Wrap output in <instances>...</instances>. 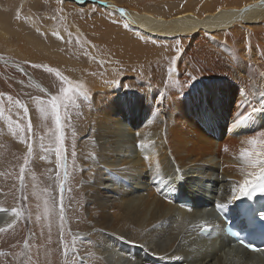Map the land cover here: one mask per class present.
<instances>
[{"label":"bare ground","instance_id":"obj_1","mask_svg":"<svg viewBox=\"0 0 264 264\" xmlns=\"http://www.w3.org/2000/svg\"><path fill=\"white\" fill-rule=\"evenodd\" d=\"M65 1L80 7L87 1L97 3L112 17L123 19L131 32L136 31L138 38L151 45L180 41L177 72L190 75L187 83L179 76L180 86L174 92L148 78L138 80V76H132L135 72L128 80L121 78L122 71L92 74V80L90 75V80L80 78L82 90L91 101L88 136L79 150L90 214L83 233L94 231L95 246L103 256L108 254L106 264H134L135 260L139 264H264V252L250 253L248 249L256 248H248L240 234L225 231V237L221 236L228 223L216 213V205L231 200L232 185L241 179L239 153L247 147L243 141L264 131V113L253 112L264 108L261 0H198L195 8L192 4L196 0H191L182 9L171 6L166 12L161 8L159 15L144 8L147 17L132 12L141 11V3L140 7L134 2L135 8L130 5L129 10L121 6L122 0ZM32 18L31 24L38 28ZM51 30L58 38H66L61 28ZM112 33L115 31L107 37ZM6 37L0 28V41ZM116 43L129 45V40L122 36ZM201 49H206L217 66L227 72L224 77H209L198 64L191 67V53H200ZM57 55L53 62L62 67L64 58ZM132 59L129 61L134 62ZM10 62L7 64L39 91L53 95L24 66ZM159 77L160 73H153L154 79ZM117 78L121 81H115ZM249 113L250 119L236 123L242 114ZM133 119L132 124L128 122ZM2 121L0 108V124ZM210 181L209 186L204 185ZM111 183L114 186L107 187ZM4 196L0 190V209L6 210L0 212V227L13 218L12 209L1 205ZM176 196L192 198L193 206L180 204ZM258 196L264 200V195ZM247 201L232 202L227 210L231 222L241 221L240 228L246 221H242V213ZM262 204L264 208V201ZM206 221L214 232L209 237L200 233V225ZM245 225L249 226L246 236L251 237L256 225ZM3 255L0 249V264L4 263Z\"/></svg>","mask_w":264,"mask_h":264},{"label":"rangeland","instance_id":"obj_2","mask_svg":"<svg viewBox=\"0 0 264 264\" xmlns=\"http://www.w3.org/2000/svg\"><path fill=\"white\" fill-rule=\"evenodd\" d=\"M122 1H120L121 6L128 9L130 5L135 8L134 2L140 7L142 5L139 3L143 4L141 11L136 9L132 12L144 17L148 15L144 12V8L159 15L161 8V11L169 12L171 6L182 9L191 2V0H168L175 2L164 4L162 1L167 0ZM197 1H194L195 5L192 4V8L197 7ZM31 17L38 28L31 24ZM0 28L7 36L0 41V108L4 120L0 124V190L5 195L1 205L7 209L27 210L21 221L15 224L14 231L10 229L0 235V249L4 254L2 262L3 264H106L108 254L103 256L100 248L95 246L94 231L83 233L87 230L90 214L87 211L88 196L83 189L85 173L82 172L83 168L79 162V150L84 142L83 138L88 136L87 113L91 109L90 97L85 100L82 96H78L75 98V104H70L67 108L68 118L63 121L67 159L65 167H60L61 162L55 155V122L50 115L45 119L37 106L38 101H47L51 96L39 91L25 75L8 64H12L10 61H13L24 66L53 95L58 94L61 87H66L61 77H67L74 84H81L80 78L90 80L91 77L92 80V76L100 75V72L113 75L117 71H122V75L124 73L123 77L121 75L122 79H130L131 73L135 72L132 76H138V80L148 78L154 84L163 85L168 90L172 88L174 92L173 89L180 86V79L187 83L190 76L177 72V57L181 51L178 49L180 41L173 39L175 41L166 43L161 40L162 42L151 45L144 39L138 38L136 31L131 32L123 19L112 17L107 10L91 1L84 2L83 7H80L65 0L62 3L60 0H0ZM52 28L55 30L61 28L66 38L55 36ZM111 31L115 33L109 38L107 35ZM122 36L129 40V45L116 43V40ZM12 50L17 51V54ZM58 53L64 58V62H61L62 67L53 62V58L59 56ZM210 55L206 49H201L200 53H191V67L196 68L198 64L199 68L202 67L201 69L209 73L207 74L209 77H224L227 72L218 67L215 58ZM158 56L160 60L156 59ZM129 58H133L134 62H130ZM48 67L59 71L61 77H57L55 73H48L45 70ZM153 73H160V77L154 79ZM179 76H183L184 79ZM119 79L115 81H121ZM82 91L86 94L85 90ZM9 97L11 100L8 99ZM17 101L27 107V113L20 104L15 103ZM29 120L31 129L27 130ZM133 121L134 119L128 120L131 124ZM9 122L13 129L18 125L25 128V131L13 134L9 129ZM128 122L127 125L130 124ZM29 144L33 149L30 158L27 148ZM222 154L220 152L219 158ZM26 158L28 163L25 165ZM21 166L25 167L23 194L27 199L24 201L21 200ZM194 181L198 180L194 179ZM197 184L200 182L198 181ZM209 184L211 181L204 185L209 186ZM225 185H222V189ZM111 186H114V183L107 187L111 188ZM195 189L197 188H194V191ZM61 197L64 208L62 227L58 216ZM46 200L50 203L53 200L56 202L55 214L48 217L44 216ZM134 264H139L138 260H135Z\"/></svg>","mask_w":264,"mask_h":264},{"label":"snow or ice","instance_id":"obj_3","mask_svg":"<svg viewBox=\"0 0 264 264\" xmlns=\"http://www.w3.org/2000/svg\"><path fill=\"white\" fill-rule=\"evenodd\" d=\"M62 3L63 0H60ZM261 3L264 4V0H261ZM58 35V33H57ZM175 63V61H173ZM37 67V65H33ZM48 73H55L57 77H61V73L55 69L48 67L45 69ZM62 83L66 87H61L59 93L52 95L47 101H38V108L40 113L47 119L50 115L55 122L56 131L55 135V155L60 163V167H65L66 164V148H65V132L63 129V121L68 118L67 108L70 104H75V98L82 96L83 99L88 100L89 96L85 94L82 84H74L73 81L67 77H61ZM195 79V77H192ZM11 100V97L8 98ZM20 104L19 101L15 102ZM20 107L24 109V112L27 113V107L23 104H20ZM253 112H262L264 113V108L253 109ZM251 118V113L247 116L242 114V117L236 121L237 124L244 123L247 119ZM9 129L13 134H18L24 132L25 128H21L17 125L13 129L11 122H9ZM31 129V122L29 120L27 124V130ZM23 142V141H22ZM247 147L241 148L239 153V158L242 161V166L239 169V174L241 179L234 182L230 191L231 200L226 203H220L216 205L217 211L226 215L227 210L232 202L248 199L252 200L256 197L257 194L264 195V131H260L257 135H253L250 138L243 141ZM43 147V144L41 145ZM144 145L141 144V147ZM28 148V158L32 156V146L29 144ZM28 158L25 159V165L28 163ZM145 160H149L148 156L144 157ZM151 161L149 160V167H151ZM176 171H179L178 169ZM24 173L25 167L21 166L20 168V184H21V200L24 201L27 197L23 194L25 189L24 184ZM65 178H67V172L65 171ZM56 202L53 200L51 203L45 201L44 204V216L48 217L55 214ZM6 211L5 209H0V212ZM27 210H18L16 208L12 209L11 221H7L4 227H0V234L7 233L10 229L15 230L14 226L17 223V220L25 214ZM242 215L248 216L251 215L255 219V213L249 208L245 209ZM59 219L61 221V227L63 226L64 219V208L62 206V197L60 201V207L58 212ZM203 230H208L206 224L201 225ZM27 247V245H26ZM257 250V249H252Z\"/></svg>","mask_w":264,"mask_h":264}]
</instances>
